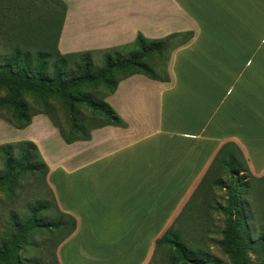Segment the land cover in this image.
Listing matches in <instances>:
<instances>
[{
    "label": "crops",
    "instance_id": "1",
    "mask_svg": "<svg viewBox=\"0 0 264 264\" xmlns=\"http://www.w3.org/2000/svg\"><path fill=\"white\" fill-rule=\"evenodd\" d=\"M62 1V54L193 33L166 80L134 74L106 97L125 127L67 143L46 114L23 129L0 118L8 141L38 147L59 209L77 219L60 264H147L224 143L264 176V0Z\"/></svg>",
    "mask_w": 264,
    "mask_h": 264
},
{
    "label": "trees",
    "instance_id": "2",
    "mask_svg": "<svg viewBox=\"0 0 264 264\" xmlns=\"http://www.w3.org/2000/svg\"><path fill=\"white\" fill-rule=\"evenodd\" d=\"M53 1L63 5L65 16V3L62 0ZM19 17L21 18V14ZM26 18H29V14L25 16ZM17 19L19 18L15 17V20ZM17 23H11V28L17 32V36L13 35L10 36V40L8 39V50L7 46L0 42V89L6 91L4 96H0V118L18 129H23L31 124L35 115L46 114L58 127L67 143L90 140L94 129L106 125L125 127V123L106 101V97L115 92L122 79L134 74L166 80V77L150 64V60L157 55L167 57L168 61L171 51L187 43L193 36L192 32H187L174 33L161 39H148L139 33L131 45L135 50L126 57L122 56L120 51L122 49L119 48L101 52L84 51L62 54L57 47L60 29L54 40L49 37L48 30L45 39L40 41L34 38L35 27L24 25L22 29L17 30V27L23 25ZM98 53H102L105 60V64L101 67L95 63L94 56ZM87 87L94 89L104 87L107 92L101 96L89 97L83 94V90ZM56 101L62 104L60 110H64L68 116L69 129H66L59 121ZM82 106L88 110V116L82 112ZM90 118L97 122H89ZM0 150L6 166V172L0 173V188H11L21 172L20 169L33 174L42 170L47 179L49 168L33 142L7 143L1 145ZM14 150L17 151L16 155H13ZM225 175H229L228 182L224 179ZM262 177L253 175L242 149L235 142L230 141L220 147L197 189L198 191L200 187H203L209 193L211 189L217 188L226 192L225 204L219 206L226 216V226L220 245L224 253L231 256L232 264H248L249 247L264 250V229L261 230L257 240L252 239L249 226L254 218L250 203L243 199L242 191L244 189L245 192H249L250 179L256 180ZM196 192L185 207V211H188L192 205L196 208L194 206ZM49 205V202H45L36 207L33 210L34 215L30 225L20 226L9 244L0 249V264H26L20 256L22 243L28 235L29 227L40 221L37 217L39 211L47 209ZM57 208L59 215L68 217L69 221L61 219L54 222L52 220L49 224L56 229L68 228L66 240L75 232L78 222L75 217L62 212L58 205ZM175 223L156 240V249L168 246L175 250L179 256L172 255L171 258L176 264L186 262L223 264L219 259L208 260L202 251L193 249L182 239L179 231L174 227Z\"/></svg>",
    "mask_w": 264,
    "mask_h": 264
},
{
    "label": "rangeland",
    "instance_id": "3",
    "mask_svg": "<svg viewBox=\"0 0 264 264\" xmlns=\"http://www.w3.org/2000/svg\"><path fill=\"white\" fill-rule=\"evenodd\" d=\"M81 0H74L77 3ZM21 14V18L19 17ZM29 14V18L25 16ZM16 18H19L15 20ZM64 17V8L60 2L53 0H0V42L7 46L10 36H17V32L11 25L23 24L16 29H22L32 25L36 28L37 40H44L48 34L55 38L60 29ZM23 19L24 22L18 21ZM12 23V24H11ZM10 40V39H9ZM4 49V48H3ZM135 50L134 46H128L121 51L126 57ZM4 51V50H2ZM95 63L101 67L105 64L104 56L98 53L94 56ZM150 64L164 74V66L167 64V57L154 56ZM107 92L106 88L87 87L83 90L85 96H101ZM6 91L0 89V96H4ZM58 107L59 121L66 129H69V119L66 112L60 110L62 104L56 101ZM82 112L88 116V110L82 106ZM89 122L96 123L90 118ZM8 133L2 131L0 127V146L7 143H15L5 138ZM17 151H13L16 155ZM16 181L11 188H0V249L9 244L11 238L19 231L20 226L30 225V220L34 215L33 210L49 202L47 209L39 211L37 217L40 221L32 224L28 229V235L22 243L20 252L21 258L26 264H59L58 248L65 240L69 229H56L51 227L49 221H69L68 217H61L45 174L40 170L36 174L20 169ZM6 172L3 153L0 150V173ZM224 179L228 182L229 175ZM249 179V177H247ZM249 192L243 189V199L250 203L253 216L252 224L249 226L253 240H257L261 230L264 229V177L251 180ZM197 197L193 205L188 209L184 218L175 223V228L179 231L182 239L193 249L202 251L206 259H219L223 264H232L231 256L224 253L220 242L223 239V231L226 226V216L219 209L225 204L226 192L222 189L213 188L209 191L201 188L196 192ZM172 255L179 256L175 250L168 246H161L155 249L150 261L147 264H176L171 258ZM248 264H264V250L249 247L247 250ZM179 264H190L179 263Z\"/></svg>",
    "mask_w": 264,
    "mask_h": 264
}]
</instances>
